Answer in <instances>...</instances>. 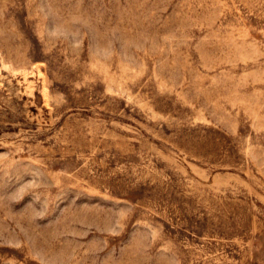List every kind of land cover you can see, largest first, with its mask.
<instances>
[{"label": "rangeland", "instance_id": "1", "mask_svg": "<svg viewBox=\"0 0 264 264\" xmlns=\"http://www.w3.org/2000/svg\"><path fill=\"white\" fill-rule=\"evenodd\" d=\"M0 264H264V0H0Z\"/></svg>", "mask_w": 264, "mask_h": 264}]
</instances>
